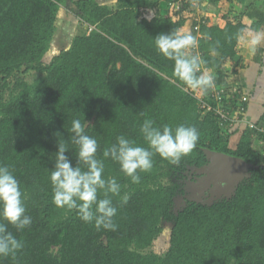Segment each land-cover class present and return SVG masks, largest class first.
Segmentation results:
<instances>
[{
    "label": "trees",
    "instance_id": "16d2710c",
    "mask_svg": "<svg viewBox=\"0 0 264 264\" xmlns=\"http://www.w3.org/2000/svg\"><path fill=\"white\" fill-rule=\"evenodd\" d=\"M112 1L111 7L100 0H0V166L9 167L20 182L32 218L23 231L8 225L23 247L14 257H0V264H264V153L256 145L264 142V133L254 128L260 121L248 115V94L242 102L243 95L234 91L223 106L244 107L253 127L220 125L211 88L203 96L213 109L202 113L201 92L178 81L174 61L164 58L154 41L171 31L196 36L197 25L201 72L213 74L214 87L227 92L234 85L230 71L241 65L239 38L248 29L264 30V0H249L245 13L232 21L225 17L222 27L209 25L196 4L223 0ZM178 1L182 7L174 11ZM66 8L81 29L47 62L58 16ZM143 8H157V15L140 20ZM244 17L251 23L245 24ZM74 119L97 140L104 178L114 177L121 185L120 195L112 197L115 231L97 229L75 210L53 203L50 171L61 140L73 166L77 161ZM145 119L161 128L194 126L199 139L176 164L154 156L153 167L132 183L103 151L120 135L147 147L140 133ZM204 150L251 164L250 177L231 199L211 206L188 201L175 214L178 181L187 169L207 164ZM163 224L171 225L166 251L147 252Z\"/></svg>",
    "mask_w": 264,
    "mask_h": 264
},
{
    "label": "clouds",
    "instance_id": "9594fccd",
    "mask_svg": "<svg viewBox=\"0 0 264 264\" xmlns=\"http://www.w3.org/2000/svg\"><path fill=\"white\" fill-rule=\"evenodd\" d=\"M154 41L157 51L164 58L174 61V75L187 89L204 93L214 86L213 77L206 70L201 72V58L191 54V50L198 46L195 36L171 31L158 34ZM71 132V141L78 148L77 161L73 166L65 155L68 152L66 142L61 140L50 171L53 203L57 208L75 210L81 221L94 222L97 229L115 231L117 208L112 197L120 195L121 185L114 177L104 178V163L96 155L97 140L85 134L81 120L72 121ZM140 133L147 147L137 146L120 135L103 151V157L117 163L132 183H139V173L148 172L153 167L154 156L176 164L195 148L199 139L194 126L179 125L173 129L164 125L161 128L154 126L152 119L143 121ZM56 135L59 136V133ZM127 199L123 196L121 202L126 203ZM0 221H3L0 222V257H14L23 244L8 231V225L23 231L31 225L32 218L26 214L20 182L7 166H0Z\"/></svg>",
    "mask_w": 264,
    "mask_h": 264
},
{
    "label": "rangeland",
    "instance_id": "374dc122",
    "mask_svg": "<svg viewBox=\"0 0 264 264\" xmlns=\"http://www.w3.org/2000/svg\"><path fill=\"white\" fill-rule=\"evenodd\" d=\"M100 1L109 3V5H111V3H112V0H100ZM248 3H249V0H246V2H244V3L242 1L239 2V0H223V1H220L218 3L208 2L205 5H197L196 3L195 4L199 8L200 16H204L205 18H207L209 21V25H217V26L222 27V26H224V24L226 22L225 17H227L228 20L232 21L235 18L242 16V14L245 13L246 5ZM64 10L66 11L65 13H63ZM64 10H63V12H61L62 14L60 16H58V20H57V24H56L57 31H56V34L54 35L53 40L50 44L49 51L45 56V60L47 62L50 61L51 58L54 55L58 54V52L61 51L62 49H67L70 45V42H71L73 36L81 29L80 26L75 24V22L73 20L72 13L69 10V8H66ZM243 22L247 25L249 23H251L250 20H248V18H246V17L243 18ZM247 32H249V35H250L249 38L250 39L245 44H247L246 45L247 47H250L248 45H250L252 42L256 43L254 41L255 37L257 35L259 37V35H261V34L256 33L255 31L249 30V29L247 30ZM244 52H246V49L241 48L240 53L244 54ZM32 80H33L32 77H30L28 79L29 82H31ZM231 91H232V88H229L226 93L231 92ZM258 125H259L260 129L264 128V120L261 122V124H258ZM237 140H238L237 136L233 137L231 139L230 146L235 147ZM256 145L264 153V142H262V141L257 142L256 141ZM196 177H198V175H196ZM190 179H191V177H190ZM195 180L188 182V185L186 188L187 189V196L189 195L188 190H191V185L195 182ZM173 181H175V180H173ZM169 182L170 181L167 179L163 180V183H165V184H169ZM185 199H187V198H185ZM170 228H171V225L163 224L161 234L153 242L152 246L148 249L147 252H152L155 254H162L163 252L166 251V249L168 247Z\"/></svg>",
    "mask_w": 264,
    "mask_h": 264
},
{
    "label": "water",
    "instance_id": "95a60500",
    "mask_svg": "<svg viewBox=\"0 0 264 264\" xmlns=\"http://www.w3.org/2000/svg\"><path fill=\"white\" fill-rule=\"evenodd\" d=\"M207 164L193 168L198 177L188 190L189 202L211 206L222 199H231L240 183L250 177L253 167L242 159L204 150Z\"/></svg>",
    "mask_w": 264,
    "mask_h": 264
},
{
    "label": "crops",
    "instance_id": "0c3cea01",
    "mask_svg": "<svg viewBox=\"0 0 264 264\" xmlns=\"http://www.w3.org/2000/svg\"><path fill=\"white\" fill-rule=\"evenodd\" d=\"M100 2L111 7L115 4L113 1L111 5L103 1ZM256 33L261 35L255 37L254 41L256 43L252 42V45H248L250 47L245 44L250 39L249 32L246 31L239 38L238 55L241 57V65L233 68L229 77L233 80L234 85L232 88L241 89L242 95L248 94L250 99L248 115L253 121L259 120V124H261L264 120L262 116L264 113V30ZM241 48L246 49L244 54L240 53ZM232 71L234 72L232 73ZM260 117H262L261 120Z\"/></svg>",
    "mask_w": 264,
    "mask_h": 264
},
{
    "label": "built area",
    "instance_id": "2783aa9c",
    "mask_svg": "<svg viewBox=\"0 0 264 264\" xmlns=\"http://www.w3.org/2000/svg\"><path fill=\"white\" fill-rule=\"evenodd\" d=\"M175 4V8L174 11H178L179 9H181L182 4L180 1H178ZM157 15V8H143L140 10V20H145V21H151L155 16ZM200 19H197V21L199 22ZM194 31L196 32V39H200V36L198 35V26L196 25L194 28ZM191 54L192 55H197L199 56L197 47L191 50ZM236 91L238 93L240 92V89L237 88H232L231 92L226 93V91L221 88H215L214 86L211 88V91L209 92V96L213 97L216 102L218 103L217 105V109L215 110V115L218 117L219 121H220V125H224V126H232L234 124H238V123H245V124H249V126L253 127V125L249 122V119L246 118V110L244 107L237 106V108L233 111L231 109H226L223 105V99H227L229 97L230 94H233V92ZM242 94V93H241ZM204 94L201 93L198 96V103H199V108L202 111V113H207L212 111V107L211 105H209L205 99H204ZM245 95L242 96V98L240 99L242 102L246 101V98L244 97ZM227 104V103H226ZM255 130L259 131V132H263L264 133V128L260 129L259 126H254ZM261 142V141H259Z\"/></svg>",
    "mask_w": 264,
    "mask_h": 264
},
{
    "label": "flooded vegetation",
    "instance_id": "af4514ba",
    "mask_svg": "<svg viewBox=\"0 0 264 264\" xmlns=\"http://www.w3.org/2000/svg\"><path fill=\"white\" fill-rule=\"evenodd\" d=\"M192 169L193 168L187 169L184 172V178L178 181L180 184L179 187L180 192L174 197V205L172 209L175 214L179 211H182L188 204H190L188 200L185 199L187 196L186 188L189 181H194L197 178L195 172H193Z\"/></svg>",
    "mask_w": 264,
    "mask_h": 264
}]
</instances>
